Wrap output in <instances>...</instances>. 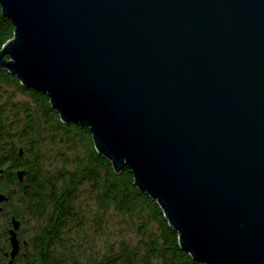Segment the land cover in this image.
Returning <instances> with one entry per match:
<instances>
[{
  "label": "water",
  "instance_id": "1",
  "mask_svg": "<svg viewBox=\"0 0 264 264\" xmlns=\"http://www.w3.org/2000/svg\"><path fill=\"white\" fill-rule=\"evenodd\" d=\"M0 8L14 26L0 69L45 93L63 123L88 126L182 250L204 264H264V0ZM19 224L11 219L9 264Z\"/></svg>",
  "mask_w": 264,
  "mask_h": 264
},
{
  "label": "trees",
  "instance_id": "2",
  "mask_svg": "<svg viewBox=\"0 0 264 264\" xmlns=\"http://www.w3.org/2000/svg\"><path fill=\"white\" fill-rule=\"evenodd\" d=\"M14 26L0 8V48ZM23 171L22 179L17 176ZM0 264H204L178 244L162 209L100 155L86 125L63 123L48 96L0 69ZM20 236V237H19Z\"/></svg>",
  "mask_w": 264,
  "mask_h": 264
},
{
  "label": "flooded vegetation",
  "instance_id": "3",
  "mask_svg": "<svg viewBox=\"0 0 264 264\" xmlns=\"http://www.w3.org/2000/svg\"><path fill=\"white\" fill-rule=\"evenodd\" d=\"M2 202V201H1ZM0 202V203H1ZM3 219H4V217H3V214H2V208L0 207V235H1V231H2V227H3ZM12 227V225L10 226V227H8L7 228V237H8V241H9V229ZM18 230H19V228H18ZM18 230H17V238H18ZM10 244V243H9ZM19 249H20V245H19ZM18 252H19V250H18ZM9 253H10V249H9V252L8 253H5L4 254V256L6 257V259H7V264H9V260H10V255H9ZM17 255V254H16ZM15 258V257H14ZM14 258H13V260H12V264H13V261H14Z\"/></svg>",
  "mask_w": 264,
  "mask_h": 264
},
{
  "label": "rangeland",
  "instance_id": "4",
  "mask_svg": "<svg viewBox=\"0 0 264 264\" xmlns=\"http://www.w3.org/2000/svg\"><path fill=\"white\" fill-rule=\"evenodd\" d=\"M20 237V236H19Z\"/></svg>",
  "mask_w": 264,
  "mask_h": 264
}]
</instances>
